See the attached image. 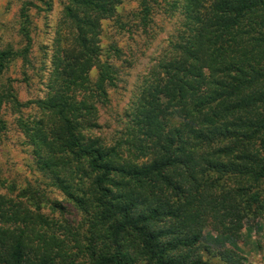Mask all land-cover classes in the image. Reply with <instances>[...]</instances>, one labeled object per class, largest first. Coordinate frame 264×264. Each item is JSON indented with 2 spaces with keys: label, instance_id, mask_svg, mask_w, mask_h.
<instances>
[{
  "label": "trees",
  "instance_id": "16d2710c",
  "mask_svg": "<svg viewBox=\"0 0 264 264\" xmlns=\"http://www.w3.org/2000/svg\"><path fill=\"white\" fill-rule=\"evenodd\" d=\"M124 1L67 0L40 116L18 120L37 171L83 215L84 231L47 218L29 190L33 209L1 195L0 264H243L237 249L215 255L203 244L207 228L239 239L264 216V0H173L180 34L108 142L98 110L116 74L99 37ZM152 2L142 0L144 29ZM21 20L25 55L26 7ZM19 56L0 52V81ZM8 99L0 90V112Z\"/></svg>",
  "mask_w": 264,
  "mask_h": 264
},
{
  "label": "rangeland",
  "instance_id": "374dc122",
  "mask_svg": "<svg viewBox=\"0 0 264 264\" xmlns=\"http://www.w3.org/2000/svg\"><path fill=\"white\" fill-rule=\"evenodd\" d=\"M46 1L49 9L41 6L38 0H0V52L13 49L22 54L8 64L0 81V90L3 95L9 96L0 112V119L4 122V127L0 125V196L33 209L27 203L32 195L25 198L27 194H23L29 190L41 203L43 215L60 222L73 233H82L83 215L37 171L18 124L20 118L40 116L34 102L46 97L58 29L68 4L67 0ZM154 1L151 23L146 29L142 20V0L124 1L118 7L116 17L101 23L100 60L109 63L116 74L115 87L110 88L108 93L109 103L98 110V134L108 142L122 129L126 113L142 81L157 65L169 41L180 34L184 19L180 12L171 9L173 0ZM24 7L32 23V46L25 55L28 42L20 33ZM62 28L63 39H67L69 30L65 25ZM98 74V69L94 68L92 79L95 80ZM13 99L19 107L14 106ZM50 202L60 204L64 212H54ZM204 236L207 239L203 245L215 255L222 247L234 248L242 256L243 264H264V216L256 223L246 224L239 239L222 238L212 228H207ZM201 253L204 251L201 250Z\"/></svg>",
  "mask_w": 264,
  "mask_h": 264
}]
</instances>
